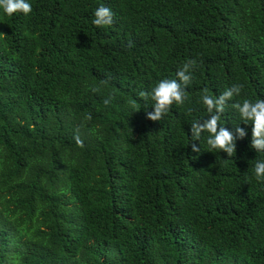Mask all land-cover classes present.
I'll return each instance as SVG.
<instances>
[{"label": "trees", "instance_id": "16d2710c", "mask_svg": "<svg viewBox=\"0 0 264 264\" xmlns=\"http://www.w3.org/2000/svg\"><path fill=\"white\" fill-rule=\"evenodd\" d=\"M28 2L0 9V264H264V152L232 107L264 99V0ZM189 59L185 102L148 119L139 92ZM237 84L229 157L191 125Z\"/></svg>", "mask_w": 264, "mask_h": 264}, {"label": "clouds", "instance_id": "9594fccd", "mask_svg": "<svg viewBox=\"0 0 264 264\" xmlns=\"http://www.w3.org/2000/svg\"><path fill=\"white\" fill-rule=\"evenodd\" d=\"M0 9L12 16L15 13H23L28 15L32 11V5L28 0H0ZM93 24L97 27H104L113 24V12L109 7L100 5L94 12ZM196 65V61L189 59L182 68L177 72V79H164L158 82L152 90L140 91L139 96L147 101L151 99L153 103L154 112L147 114L148 119L152 121H160L165 114L170 110L173 104L182 105L186 99L185 89L191 83L192 77L190 70ZM243 85L237 84L231 88L226 89L218 97H212L208 94V89L202 90V102L206 106L210 118L201 121H196L191 125L192 139L201 140L202 133H209L207 144L212 150H219L226 152L229 157L236 154V138L246 136L244 128L240 124L235 125V134L227 130L219 124L221 114L224 113L227 101L233 98L234 95H239ZM93 92L99 91L98 88L93 87ZM111 97L104 100V104L110 103ZM131 107L135 108V102H129ZM239 113L240 119L245 124L252 125V144L251 147L257 152H264V99L252 102L244 99L242 103L236 102L232 105ZM91 119V117H88ZM76 143L79 146L83 145L79 136L75 137ZM193 152H200L201 149L192 145ZM255 178L258 181H264V161H257L254 168Z\"/></svg>", "mask_w": 264, "mask_h": 264}]
</instances>
